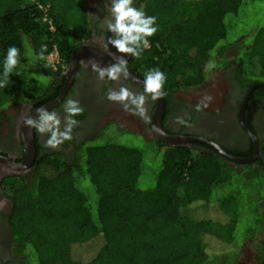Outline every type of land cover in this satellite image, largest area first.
I'll return each mask as SVG.
<instances>
[{
    "label": "trees",
    "instance_id": "1",
    "mask_svg": "<svg viewBox=\"0 0 264 264\" xmlns=\"http://www.w3.org/2000/svg\"><path fill=\"white\" fill-rule=\"evenodd\" d=\"M249 0H140L157 18L158 32L129 70L140 79L151 69L165 73L166 110L180 90L203 85L214 70L234 65L236 79L264 83V23L239 31ZM48 8L47 13L40 8ZM45 16L49 22H45ZM84 0H0V72L7 50H20L8 87L0 89V110L21 101L37 106L49 96L55 49L69 66L90 35ZM46 46L43 61L35 59ZM234 50V53L232 52ZM215 67L206 70L209 62ZM18 73L19 75H17ZM42 73L47 83L37 81ZM239 82V80L237 79ZM240 83V82H239ZM263 89H257L254 94ZM1 119V114H0ZM114 123L68 158L40 154L33 178L7 177L2 186L13 200L8 218L10 253L21 264H237L244 245L254 243L253 264H264V168L235 165L205 145L169 146L160 140H133L137 133ZM131 134V141H119ZM228 154L239 152L224 148ZM264 161V139L260 142ZM238 166V167H236ZM220 214L196 216V211ZM96 242L91 255L76 247ZM214 243L228 249H214ZM11 262V261H10Z\"/></svg>",
    "mask_w": 264,
    "mask_h": 264
},
{
    "label": "flooded vegetation",
    "instance_id": "2",
    "mask_svg": "<svg viewBox=\"0 0 264 264\" xmlns=\"http://www.w3.org/2000/svg\"><path fill=\"white\" fill-rule=\"evenodd\" d=\"M106 2L107 0H96V2H93L92 4H87L91 18V32L87 40L79 49H85L86 55L79 59L77 74L72 81L65 98L57 106L49 110H55L60 113L61 117H63V102L69 97L79 100L80 105L83 108V113L75 117V119L79 121V125L73 130V139L71 141H66L59 150H52L45 147V140L47 137L40 135L34 130L36 145V157L34 163L29 169L22 170L21 172L12 170L9 166L11 162L14 164H22L26 159V153L20 133V126L24 121V118L35 112L37 109L51 104L60 97L67 82V76L65 74V80L63 83L57 78L51 80L52 85L48 87L49 96L54 95L61 84L62 88L59 91L58 97L50 100L48 103L37 106L36 102L21 101L14 103L6 109L0 110V264H21L12 258L9 251L12 241V233L8 224V218L13 212L14 202L4 191L2 186L3 181L7 177L13 176H20L28 181L33 178L35 171L34 165L36 159L39 157L38 143L44 147V150L40 151V154L42 155L48 152H62L70 158L75 155L76 149L79 146L96 138L99 132L108 123H114L115 126H119L115 120H110L102 125L109 115H116L115 112L122 108L120 104L111 102L107 99V91L109 88L118 89L120 86H126L134 92H143V87L131 80V78L128 80L121 79L119 82L107 79H105L104 82H99L97 80V74L92 70V62H96L100 66H108L116 62V56L118 57L121 55L114 47L107 44V38H112V34L102 27V19L104 16L108 15L105 10ZM139 2L140 0H134V6H138ZM78 51L76 53H78ZM130 57L131 56H125V59L128 60V64ZM129 72L136 76L130 70ZM213 73H215L217 78L220 79L223 88L222 101L219 103V106L213 110L203 108L202 111L197 112L195 106L198 103L179 100L176 94L178 92L186 91L180 90L174 93L172 98H170L168 112L166 110L165 102L163 129L170 135L202 138L215 142L223 149L227 148L234 152H239L243 155L240 158H254V140L249 131L242 125L240 119L242 106L251 89L243 120L259 140V159L257 158L253 162L246 164H234H251L253 168L261 170L264 168V161L260 157V142L264 139V94H261L260 92L254 94V92L257 89L264 90V87L257 85H264V83L252 84L246 90V85L248 84L241 77H237L240 83L237 81L234 65L214 70ZM206 84L207 81L193 90L201 89ZM156 106L157 101H149L147 105L148 114L152 118L151 124H146L139 116L133 115L141 124V130L137 134L143 136L145 140H159L152 134L154 128L153 116ZM177 117H182L190 126L178 124L176 122ZM192 143L205 145L200 142ZM185 145L192 147L191 143Z\"/></svg>",
    "mask_w": 264,
    "mask_h": 264
},
{
    "label": "clouds",
    "instance_id": "3",
    "mask_svg": "<svg viewBox=\"0 0 264 264\" xmlns=\"http://www.w3.org/2000/svg\"><path fill=\"white\" fill-rule=\"evenodd\" d=\"M105 10L108 15L102 19V27L112 34V38H107V44L114 47L121 55L116 56V62L108 66H100L92 62V70L97 74L99 82H104L105 79L114 82H119L121 79L128 80L130 72L125 56L139 59L144 50L150 48V38L158 32L157 18L146 15L142 6L135 7L134 0H107ZM45 51L46 46H42L35 59L45 60ZM19 63L20 50L10 46L4 59L3 71L0 72V89L9 86L10 76L16 72ZM214 67L215 63L210 61L206 65V70ZM166 81L164 72L158 68L151 69L144 74L143 92H134L126 86H120L118 89L109 88L107 99L120 104L124 111L139 116L144 123L151 124L152 118L148 114L147 105L149 101L155 102L167 94L164 90ZM211 99L212 97L205 96L204 101ZM204 101L195 106L197 112L208 107V103ZM62 110L63 117L55 110L49 111L41 107L36 111L37 118L33 119L30 116L24 118V125L47 137L45 147L52 150H59L66 141L73 139V130L79 125L75 117L83 113L79 100L71 97L63 102ZM176 122L190 126L182 117H177Z\"/></svg>",
    "mask_w": 264,
    "mask_h": 264
},
{
    "label": "rangeland",
    "instance_id": "4",
    "mask_svg": "<svg viewBox=\"0 0 264 264\" xmlns=\"http://www.w3.org/2000/svg\"><path fill=\"white\" fill-rule=\"evenodd\" d=\"M86 4H92L93 2H96V0H84ZM249 6L246 8L247 12H245L242 16L241 25L238 28L239 31L245 30L247 28H251L257 25H261L264 23V0H249ZM234 53V50H232ZM35 79L37 81H41L43 83H47L48 79L43 76L42 73L36 74ZM209 81V82H208ZM207 81V84L198 90H186L182 92H178L176 95L181 101L185 102H191V103H201L204 101L205 96L212 97L211 101H204L208 103V107H206L207 110H213L216 109L219 106V103L222 101V94H223V88L221 85L220 79L217 78V75L215 73H212V77ZM116 115L113 116V114L109 115L107 119L105 120L103 124L106 122H109L110 120H115L117 124L126 130L138 133L141 130V124L139 123L138 119L134 117L131 113L124 111L122 108L119 109V111L115 112ZM114 113V114H115ZM116 129V126L112 125L111 130L114 133ZM141 135H135L133 136V140L138 142V138H140ZM142 139H144L143 136H141ZM119 141L122 142H130L131 141V134L122 136ZM263 208H264V201H263ZM196 216L199 217H206L209 214L216 215L220 214L219 210L215 207L211 210H197ZM258 235L264 236L262 233H258ZM97 243L93 242L81 247H76L74 249V253L77 255V257H84L85 255H91L93 251L97 247ZM214 249L215 250H225L228 249V247L225 244L222 243H214ZM254 243L249 241L244 245L243 253L240 257V259L237 261V264H253V257H254Z\"/></svg>",
    "mask_w": 264,
    "mask_h": 264
},
{
    "label": "water",
    "instance_id": "5",
    "mask_svg": "<svg viewBox=\"0 0 264 264\" xmlns=\"http://www.w3.org/2000/svg\"><path fill=\"white\" fill-rule=\"evenodd\" d=\"M85 49L84 50H79L78 53H75V55L72 57L71 62L64 73L67 76V82L65 84V88L60 95V97L52 102L51 104L43 106V108H47V110H51L53 107L57 106L66 96L67 91L69 90L72 81L74 80L78 67H79V59L82 56H85ZM131 80L135 81L137 84L140 86L143 85V80L138 78L137 76H134L130 74ZM258 86L264 87V85H259ZM251 91V89H250ZM250 91L249 94L242 106L241 113H240V119L242 125L249 131L250 135L252 136L254 143H255V156L254 158L251 159H245V158H240V157H235L230 154H228L223 148H221L218 144L212 141H208L206 139L202 138H194V137H185V136H177V135H170L166 133L163 129V119H164V113H165V101L164 98L162 97L161 99L157 100V106L154 111V116H153V130L152 134L155 135L161 142L169 145V146H181L185 144H190L192 142H200L203 143L207 146H209L212 150H214L216 153H218L220 156L229 159L233 163L237 164H246L253 162L255 159H259V140L257 139L256 135L252 132L251 129H249L243 120L244 117V112L249 100L250 96ZM37 111V110H36ZM33 112L29 116L33 119L37 118V113ZM20 133L22 136V143L24 146V150L26 153V159L22 164H14L10 163L9 166L11 167L12 170H15L17 172H21L22 170H27L30 168V166L34 163L35 157H36V145H35V138H34V129L27 127L24 125V121L22 122L20 126Z\"/></svg>",
    "mask_w": 264,
    "mask_h": 264
},
{
    "label": "built area",
    "instance_id": "6",
    "mask_svg": "<svg viewBox=\"0 0 264 264\" xmlns=\"http://www.w3.org/2000/svg\"><path fill=\"white\" fill-rule=\"evenodd\" d=\"M25 1L34 2L35 0H25ZM40 8L42 10H44L45 13H47L48 8H44L42 6H40ZM44 21L45 22H49V24L52 25L51 21H49L47 16H45ZM47 61H48L49 65H50V67L52 68V70L55 71V72H57V71H59L61 69L63 71H65L66 68H67L66 65L62 62V60H61V58L59 56V53H58V51L56 49L48 55Z\"/></svg>",
    "mask_w": 264,
    "mask_h": 264
}]
</instances>
